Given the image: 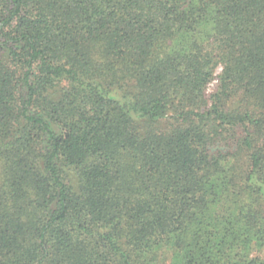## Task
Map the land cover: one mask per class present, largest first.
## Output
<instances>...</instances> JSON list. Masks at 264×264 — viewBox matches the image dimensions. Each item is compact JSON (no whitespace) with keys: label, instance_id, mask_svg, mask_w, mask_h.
Here are the masks:
<instances>
[{"label":"trees","instance_id":"obj_1","mask_svg":"<svg viewBox=\"0 0 264 264\" xmlns=\"http://www.w3.org/2000/svg\"><path fill=\"white\" fill-rule=\"evenodd\" d=\"M263 252L264 0H0V264Z\"/></svg>","mask_w":264,"mask_h":264},{"label":"rangeland","instance_id":"obj_2","mask_svg":"<svg viewBox=\"0 0 264 264\" xmlns=\"http://www.w3.org/2000/svg\"><path fill=\"white\" fill-rule=\"evenodd\" d=\"M214 84L215 82H213V84L210 85L209 90H208L209 92H212V90L214 89ZM263 256H264V252H263Z\"/></svg>","mask_w":264,"mask_h":264}]
</instances>
